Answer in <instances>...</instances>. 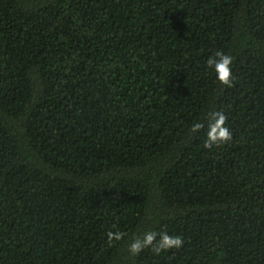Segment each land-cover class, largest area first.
I'll return each instance as SVG.
<instances>
[{
	"label": "trees",
	"instance_id": "16d2710c",
	"mask_svg": "<svg viewBox=\"0 0 264 264\" xmlns=\"http://www.w3.org/2000/svg\"><path fill=\"white\" fill-rule=\"evenodd\" d=\"M0 264H264V0H0Z\"/></svg>",
	"mask_w": 264,
	"mask_h": 264
},
{
	"label": "clouds",
	"instance_id": "9594fccd",
	"mask_svg": "<svg viewBox=\"0 0 264 264\" xmlns=\"http://www.w3.org/2000/svg\"><path fill=\"white\" fill-rule=\"evenodd\" d=\"M232 63L233 58L220 51L207 60V65L214 70L218 82L228 88L233 86ZM226 121L227 117L222 111L208 113L205 148L210 149L232 140V132L225 126ZM204 128L203 123L197 122L193 124L190 131L197 133ZM106 235L108 243L111 245L113 241L122 240L125 234L119 231H108ZM183 244V237L179 235H169L166 231L160 233L148 231L142 237L137 236L133 239L129 245V252L135 256L139 255L145 248H151L158 255L162 251L179 249Z\"/></svg>",
	"mask_w": 264,
	"mask_h": 264
}]
</instances>
